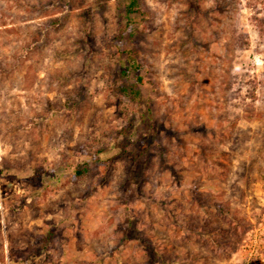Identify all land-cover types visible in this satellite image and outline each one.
Listing matches in <instances>:
<instances>
[{
	"label": "rangeland",
	"instance_id": "rangeland-1",
	"mask_svg": "<svg viewBox=\"0 0 264 264\" xmlns=\"http://www.w3.org/2000/svg\"><path fill=\"white\" fill-rule=\"evenodd\" d=\"M128 1L0 0V264H264V0Z\"/></svg>",
	"mask_w": 264,
	"mask_h": 264
},
{
	"label": "trees",
	"instance_id": "trees-1",
	"mask_svg": "<svg viewBox=\"0 0 264 264\" xmlns=\"http://www.w3.org/2000/svg\"><path fill=\"white\" fill-rule=\"evenodd\" d=\"M141 6H140V1L139 0H129L127 5H126V17L128 19L129 22H132V14L134 13H139L141 10ZM133 68V67H132ZM136 69V68H134ZM125 76L129 77V70H125L124 71ZM143 80L140 77H137L134 81V84L131 85L130 88V94L134 96V98H138L139 96V91L137 89V84L138 83H142ZM105 158V157H104ZM110 157H106L104 159V161L102 162V168L104 171L105 167L108 165V163L110 162Z\"/></svg>",
	"mask_w": 264,
	"mask_h": 264
}]
</instances>
